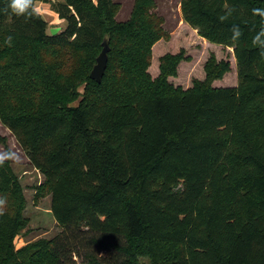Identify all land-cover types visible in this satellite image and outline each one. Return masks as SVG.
Wrapping results in <instances>:
<instances>
[{"label":"trees","instance_id":"trees-1","mask_svg":"<svg viewBox=\"0 0 264 264\" xmlns=\"http://www.w3.org/2000/svg\"><path fill=\"white\" fill-rule=\"evenodd\" d=\"M39 2L65 21L60 34L0 0V120L44 176L64 232L16 249L25 200L6 160L0 264H75L70 236L82 233L105 253L86 264H264V56L253 45L264 0L181 1L184 23L237 69L235 86L214 87L232 65L212 52L189 88L169 82L193 61L184 50L148 73L153 46L171 39L154 0H136L121 23L114 0Z\"/></svg>","mask_w":264,"mask_h":264},{"label":"rangeland","instance_id":"rangeland-1","mask_svg":"<svg viewBox=\"0 0 264 264\" xmlns=\"http://www.w3.org/2000/svg\"><path fill=\"white\" fill-rule=\"evenodd\" d=\"M51 1L57 4L64 3V0ZM114 1L120 6V11L116 17L117 22L121 23L130 19L136 0ZM154 1L156 4L154 12L158 17L164 19L163 29L171 36V39L161 40L153 46L151 67L148 70L151 77L156 79L160 75V60L162 57L167 54H178L181 50H184L186 55L190 56L193 61L191 63H181L178 67V76L170 77L169 82L175 87L189 88L193 80H204L205 72L203 66L210 53L213 52L219 61L229 58L232 65L231 72L223 80L215 82L214 87L235 86L237 84V69L232 59L233 54H230L222 46L207 45L198 37L196 31L184 23L181 12L182 0ZM36 5L41 8L40 14L49 24L48 33L51 35L53 29H59L58 34H60L66 27L65 21L59 19L58 14L50 4L40 2ZM0 136L6 139L5 144L0 142V155H7L9 152L15 154V158L9 161L11 162L13 173L21 186L25 200L22 216L27 220V224L16 239V249L20 250L23 247L58 237L64 232V229L52 215V197L47 194L43 196L40 194V188L45 181L44 176L33 167L14 135L2 124L1 120ZM69 243L79 250L78 253L75 252L73 255L75 264H86V256L90 254L105 255L104 252H99V245L93 243L90 234L82 233L78 237L70 236ZM143 263L149 264L146 258L143 259Z\"/></svg>","mask_w":264,"mask_h":264},{"label":"clouds","instance_id":"clouds-1","mask_svg":"<svg viewBox=\"0 0 264 264\" xmlns=\"http://www.w3.org/2000/svg\"><path fill=\"white\" fill-rule=\"evenodd\" d=\"M8 7L11 12L16 16L27 15H39L41 13V8L34 3V0H9ZM255 14L264 17V9H254ZM240 36L239 29H234L233 39H237ZM253 45L260 50V54L264 56V29L260 30L253 37ZM15 158V154L9 152L7 155H0V165H2L6 160H11ZM7 201L4 198H0V214L3 213L4 206Z\"/></svg>","mask_w":264,"mask_h":264},{"label":"water","instance_id":"water-1","mask_svg":"<svg viewBox=\"0 0 264 264\" xmlns=\"http://www.w3.org/2000/svg\"><path fill=\"white\" fill-rule=\"evenodd\" d=\"M59 33V29H53L51 31V35L55 36ZM109 40L105 39L103 43V50L100 54V56L97 59V64L94 67L92 73H91V79L96 81L97 83H101L102 79L105 75V72L107 70L108 66V53L110 51L109 49Z\"/></svg>","mask_w":264,"mask_h":264},{"label":"crops","instance_id":"crops-1","mask_svg":"<svg viewBox=\"0 0 264 264\" xmlns=\"http://www.w3.org/2000/svg\"><path fill=\"white\" fill-rule=\"evenodd\" d=\"M40 3V2H39Z\"/></svg>","mask_w":264,"mask_h":264}]
</instances>
